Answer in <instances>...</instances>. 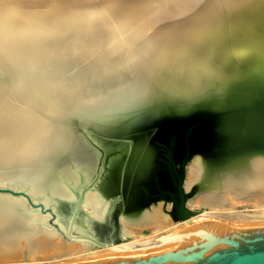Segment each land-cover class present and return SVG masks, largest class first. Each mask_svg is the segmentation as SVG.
<instances>
[{"label":"bare ground","instance_id":"6f19581e","mask_svg":"<svg viewBox=\"0 0 264 264\" xmlns=\"http://www.w3.org/2000/svg\"><path fill=\"white\" fill-rule=\"evenodd\" d=\"M119 1L0 0L1 175L23 173L13 174L22 178L39 175L44 165L36 164L48 156L42 149L48 142L65 141L66 135L57 117L62 108L58 101L74 100L76 94L71 90L55 96L54 84L70 85L79 78L77 83H83L81 94L87 105L93 92L102 102L94 105L122 108L124 120L142 123L154 112L193 113L211 102L220 105L219 108L243 105L238 99L234 102L230 92V95L225 93V87L233 81H239L236 87L243 85L241 75L246 71L258 73L247 78V82L252 79L261 85L264 83V27L251 42H247V32L243 36L240 30L232 31L237 24L241 28L259 27L264 19V0ZM230 70L238 71L235 77H239L231 81ZM259 114L258 110L223 113V131L225 127L230 131H224L228 134L227 140L235 142L237 147L232 155L227 152L233 151L227 148L218 159L201 154L191 158L184 186L189 190L196 185L195 201L211 209L230 207L228 197H237L241 190L249 192L247 199L256 202L258 199L264 205V135L256 132L262 136L251 138L254 128L264 129V121L258 120ZM72 149L70 144L68 150ZM96 157V153L88 150L82 159L90 162ZM241 162L243 167L238 172L234 168ZM26 163L29 167H25ZM90 171L92 179L94 172ZM76 173L79 182L82 176ZM61 177L54 187L64 182L74 192L75 186L70 181H61ZM37 178L41 181L40 175ZM90 181L85 178L87 185ZM101 181L102 178L89 189V185H82L79 201L92 210L91 217L99 220L109 212V191L113 187ZM86 187L88 191L83 196ZM35 188L43 196L33 195L34 199L45 201L56 213L55 225L48 221L50 213L41 217L40 209L28 205L40 215L29 219L8 203L0 202V260L16 257L37 261L40 253H49V258L81 254L85 249L82 242L92 245V237L72 233L73 226L79 228L85 223L80 215L75 220L79 196L74 192L75 201L63 203L54 200V193H46L42 185ZM4 195L0 193L6 199ZM159 201L141 210L127 207L122 221L143 226L161 219L168 223L173 218V206L171 211H164ZM212 211L203 210L202 214L183 222L194 225L197 218L212 215ZM120 231L125 233L121 227ZM63 232L73 242L59 241ZM128 232L136 235L135 239L121 244L109 242L103 251L128 255L139 247L153 246L148 242L150 230ZM164 243H168L166 239Z\"/></svg>","mask_w":264,"mask_h":264},{"label":"water","instance_id":"95a60500","mask_svg":"<svg viewBox=\"0 0 264 264\" xmlns=\"http://www.w3.org/2000/svg\"><path fill=\"white\" fill-rule=\"evenodd\" d=\"M73 78L74 76L72 81ZM78 79L76 78L70 85L63 83L54 84L57 87L54 90L55 96L59 93L65 95L71 90L73 91L72 94H76V96L74 100L64 99L62 102L58 101L61 103L60 106L62 108L60 116L57 115V117H60L61 130L66 135L65 141L48 142L45 148L42 149V152L48 156H45L42 160L37 159L38 164L36 166L44 165L39 175L45 192L51 193L46 190L48 187L47 182L55 173L56 164L60 170L59 174L57 173V177H61L63 170H72L80 174L85 171L86 167H89L94 174L88 183L93 184L103 178L104 172L102 171L104 168L101 170L97 166V158L90 162H88V159L87 161L82 159L86 155V151L89 149V151H92L89 146H86L87 144L84 145V139L81 135L84 132L82 129L86 128L87 125L90 124L94 129L92 134H96L94 138L98 143L105 144L109 142L107 147H105L106 149L100 148L101 150H99L105 152L114 147L115 142L113 143V139L110 140L109 137L115 138L117 135L114 131L120 126L122 127L126 124L127 127L131 124L134 126V132L138 134L142 133L146 126L153 128V122H155L160 128V132L157 138L152 139L158 148L156 155L157 165L153 169L161 171L163 178L168 182H172L170 186L172 189L169 187L166 192L160 191L162 192L160 195L154 194L152 200H147V202L140 204L139 207L137 205V207L132 209L141 210L152 202L163 200L172 203L173 211L171 213L174 220H186L198 214L203 207L191 208L187 203L188 196L192 194L184 186L187 165L193 155L198 152L204 155L211 152L214 155L216 150L222 154L230 147L227 140L229 139L227 133L230 131L225 127L227 132L225 133L223 131L224 125L222 124L225 119L223 113L229 111L228 106H225L224 109L222 107L218 108L211 102L206 104L203 109L200 108L199 111L197 110L193 113L191 111L187 113L154 112L155 114L151 113L148 116V120L142 123H134L123 119L125 110L122 108L104 104L94 105V103H100L101 101L97 99L93 92H91L90 104L87 105L88 103L85 101L83 94H81L83 83H77ZM69 106H71L72 110L68 111ZM230 119L232 118L230 117ZM75 124L79 125L77 127L79 131L76 129ZM70 144L73 147L72 151L68 150ZM216 155L219 156V153ZM68 156L73 157L74 165L65 160ZM24 165L29 167V163ZM32 180L24 178L19 181L28 183ZM60 180H62V177ZM157 185L160 188L158 181ZM0 193L25 198L31 207L40 209L42 213H50L51 216L48 221L50 224L55 225L56 213L53 208L46 206L42 200L34 199L27 187L16 188L11 184L0 183ZM59 230L61 229L59 228ZM62 235L65 239L68 238V235L64 232ZM165 239L169 244L153 253L123 255L76 264H264V226H229L209 221ZM90 240L101 246H106L109 242L115 241L113 239L102 241L94 237L90 238Z\"/></svg>","mask_w":264,"mask_h":264},{"label":"rangeland","instance_id":"374dc122","mask_svg":"<svg viewBox=\"0 0 264 264\" xmlns=\"http://www.w3.org/2000/svg\"><path fill=\"white\" fill-rule=\"evenodd\" d=\"M119 2L123 3L121 2V0ZM114 11H113V14H115ZM240 26H241L240 24L233 26L232 31L240 30L243 36H245L246 34L245 32H247V34H249L248 35L249 39L247 38L248 41L247 40L246 41L251 42L250 39L252 40V39L258 38L256 36L258 35V30L264 27V19L262 23L259 24V27H256V28L255 26H251L249 28H241ZM230 29L231 28H229L228 30ZM251 73L253 74H250V71L249 72L246 71L243 75H241V77H243L245 81L243 85H239L238 87H236L235 85L238 84L239 81H237L236 83L235 81H233L232 84H229L225 87L226 89L225 93L229 94L230 92L231 95L230 94L229 95L234 102L235 100L236 101L240 100L239 103H244L243 105H240L237 107L228 108L229 111H225V112L241 113V112L249 111V110H255V111L258 110L260 112L259 114L260 116L258 117V120L261 122V121H264V87H260V86H264V83L261 85L258 82H256V80L254 81L252 79H249L247 82V78L249 77L253 78L257 76L258 74L255 72H251ZM236 74H238V71L230 70L228 73V76H229L228 78L231 79V81L233 79H237L239 76L235 77ZM246 74L249 76H247ZM219 106L217 107L219 108ZM222 108L224 109L225 107H222ZM153 123H154L153 128H149L148 126H146L145 130H142V133H138V134L134 132L133 130L134 126H132L131 124L128 125L127 127H126V124L122 127L120 126V128L114 131V133L118 137L117 136H115V138H112L111 136L109 137L110 140L113 139V143L115 142L113 145L114 147L105 152L99 151V150H101L100 148L103 149L107 147V144L109 142L105 144L98 143L94 138L96 134H92L93 133L92 131L94 129L91 127L90 124L87 125L86 128L82 129L84 131L81 133L82 138L84 139V145L87 144L86 146H89V148L92 149L93 153L97 154V157H96L97 166L100 167L101 170L104 168V170L102 171L104 172L103 174L104 179L102 178L103 181H101V184L107 181L113 187H110V191H109L110 200H111V206H110L109 212L101 220L91 217L92 210L86 207L83 203H79V200L77 201L75 205L76 207L74 206L77 209V215L75 217V220L80 215L85 223L82 227L80 226L79 228L75 226L72 227V233L74 235H80V234L88 235V236H92L102 241H106V239H109V240L113 239L115 240L114 241L115 244H121L124 242H129V241L131 242V240L135 239L136 235L129 234L128 231H134L135 233H141V231H143L144 229H147L148 231L150 230L151 233L148 234L150 241L148 242H150L151 245L153 246L149 247L150 249L149 248L144 249V247H141V248L139 247V249H137L136 252L128 254V255H137V254L153 253L169 244V243H164V239L166 238V236H173V235L179 234L181 232L190 230L192 228H195L209 221H215V222H219V223L229 225V226H264V213L262 211L264 210V207H263L264 205H260V201L258 199H257V202L256 200L254 201V200L247 199L250 195L248 194L249 192H241L240 190L238 192L239 197L238 196L235 197L232 195L231 197L229 196L230 198L228 197V199H229V204L231 205L230 207L229 205H226L219 209L218 208L211 209L210 207H207L205 204H200L199 201L194 200V197L197 194L196 185H192L191 187H189L190 189L187 190V191L192 192V194L188 197L189 206L191 208L203 207L201 211L203 210L206 211L209 209L213 211L211 213L212 215H207V216L200 215L201 216L200 219L197 218L196 223L194 225L186 224L185 222H183V220L179 221L181 222L179 223L178 221H174L172 217L170 218L168 223H166L165 219H161V220L149 222L145 226L136 225V224H126L125 222H123L121 218L123 216L122 213H124L127 207L135 208L137 207V205L139 207L140 204L136 199H137V195L142 192L140 184L145 183V182L148 183V179L150 175L149 172L151 168L157 165L156 155H157L158 148L155 145V143H153L152 139L157 138V136L159 135L158 133L160 132L159 131L160 128H158L157 123L156 124L155 122ZM75 126L77 129L79 125L75 124ZM148 129H152V130H148ZM257 130L258 128L253 129L254 136L251 138H256L257 135H259L260 137L264 135V129L261 131L259 130L257 131ZM256 132L261 133L262 135L258 133L256 134ZM229 145L230 147L228 148L230 149V151H233V152H227V153L228 154L230 153L232 155L234 153V149H236L237 147V144L235 142L229 141ZM215 153L216 154L219 153V156H217L216 154L213 155L211 154V152L206 155L198 152L194 155H197V154H201L204 156L209 155L210 157L217 158V159L218 157L222 156V154L219 151L217 152L215 150ZM232 159L236 161V158L232 157ZM65 160L72 165L75 164L72 156H68L67 159ZM242 165H243V162L239 163L236 166V168H234L233 165L232 167L238 170V172H240L239 170H242V167H243ZM54 170H55V173L53 174L51 178L48 179V182H47L48 187L46 189L47 192L52 191L54 194H57V196L52 194L53 199L57 201L60 200V202H63V203L64 202L71 203L75 201V198H76L75 193L79 196L78 199H80L82 195L81 186L87 185L85 183V178L87 181L91 180V174H92L90 171L91 169L90 170L85 169L84 176L82 175V173H80L82 177L80 178L81 180L79 182H78V174L76 172L72 171L71 173H63V178L61 181H64V180L70 181L75 186L73 187L75 193L68 186H66L64 182L59 183L60 185L58 187L57 186L54 187V185L56 184V181H58V178H59L57 177V173L59 174L60 172V170L57 167V164L55 165ZM231 171H234V170L231 169ZM13 174L23 175V173H7L6 176H3L0 174V183L1 184L9 183L15 186L19 185L20 187H27L32 195L34 196L42 195L43 196V192L39 193L37 189L35 188L36 186L42 185L41 181H39V178H37L39 177V175H36L34 177H26L28 179H33L32 181H29L28 183L30 184H28V183H21L19 180L24 179V178L19 177L17 175L13 176ZM12 178H15V179H12ZM101 184H98V185H101ZM88 185L87 187L89 189L92 187L93 184L91 185L88 184ZM87 187L85 190L82 189L84 191L83 196L88 191ZM53 188H55L54 191H53ZM4 196H6V199L0 197V202L4 201V203L5 202L8 203L9 205H11V207L14 210H16L22 216L25 215L26 216V217L24 216L25 218L36 219L40 216L38 215V212L36 210L30 209L25 198L20 197V196L8 195V194H5ZM8 197L9 199L11 198L12 200L11 199L8 200L7 199ZM254 198H258V196H254ZM13 201L15 202L13 203ZM47 201H51V199H47ZM159 202L163 204L162 209L164 211H166V209L169 211L172 210V203H166L165 205L164 201H159ZM146 208H149V206H147ZM21 210L23 213H21ZM201 211L194 216H198L200 213L202 214L203 212ZM40 214H41V217H44L45 215L44 213H40ZM106 218L108 221L106 220ZM120 227L122 230L125 231V233L123 234L121 233ZM105 231H107V233ZM59 241H61L62 243L73 242V241L65 239L63 235L59 236ZM74 242H78V241H74ZM81 244L85 248L83 249V252L81 254H77V253L66 254V255L64 254V255L53 257V258H49L47 257L49 253H40V255H37L39 256V258L37 257L38 258L37 261H32L29 259L21 260L16 257H4L2 258V260H0V264H76V263L112 258V257H117V256H123V255H118L114 253L111 254L109 251L108 252L103 251L104 249L102 248H104V246L98 245L97 243H94V242H92V245L88 243H84V242H82Z\"/></svg>","mask_w":264,"mask_h":264},{"label":"flooded vegetation","instance_id":"af4514ba","mask_svg":"<svg viewBox=\"0 0 264 264\" xmlns=\"http://www.w3.org/2000/svg\"><path fill=\"white\" fill-rule=\"evenodd\" d=\"M150 175L148 179V183H141V189L142 192L137 195V201L139 204L147 202V200H152L154 197V194L160 195L162 192H166L169 190V187L171 186L172 182L166 181L163 176L161 171H156V169L151 168L150 170ZM157 181L160 185V188L157 185ZM172 189V187H170ZM162 191V192H160ZM167 195V194H166Z\"/></svg>","mask_w":264,"mask_h":264}]
</instances>
